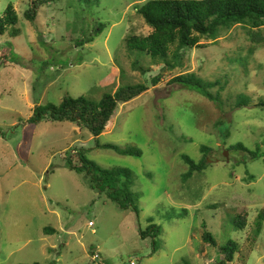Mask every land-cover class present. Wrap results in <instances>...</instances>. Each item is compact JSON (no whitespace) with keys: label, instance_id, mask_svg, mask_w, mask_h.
<instances>
[{"label":"rangeland","instance_id":"1","mask_svg":"<svg viewBox=\"0 0 264 264\" xmlns=\"http://www.w3.org/2000/svg\"><path fill=\"white\" fill-rule=\"evenodd\" d=\"M148 1L102 0L91 9L62 2L33 25L24 17L30 0H0V15L13 3L19 17L10 29L19 35L0 37V129L6 138L0 139V264H213L218 247L231 239L245 252V262L239 254L234 264H264V108H256L264 101V45L249 56L251 42L237 26L215 42L204 39L207 49L186 51L184 67L175 71L142 58L148 70L143 74L132 67L141 54L128 53L125 39L152 32L136 10ZM101 24L106 27L94 42H77L83 29L89 36ZM240 50L249 76L242 70L229 83L235 68H224L226 54ZM188 73L224 84L226 106L170 84ZM159 75L160 83L151 86ZM139 84H148L149 91L121 105L99 138L71 122L16 128L36 106H59L66 96L100 101ZM239 94L251 98L248 107L233 108ZM97 143L143 155H122ZM238 144L247 151H228ZM202 146L213 150L214 164L185 180L189 167L182 157L199 163ZM73 149L85 150L102 168L132 172L129 189L139 216L66 167ZM238 217L247 220L242 231L235 226ZM259 222L262 232L256 235ZM151 225L160 228L157 251L151 237L141 236ZM205 232L218 247L203 241Z\"/></svg>","mask_w":264,"mask_h":264},{"label":"trees","instance_id":"2","mask_svg":"<svg viewBox=\"0 0 264 264\" xmlns=\"http://www.w3.org/2000/svg\"><path fill=\"white\" fill-rule=\"evenodd\" d=\"M67 2L68 5L76 4L78 8L91 9L98 7L102 0H30L29 9L24 13L25 19L33 25L38 22L43 11L49 10L56 4ZM137 13L143 18L146 24L152 29L148 36L130 35L125 39L128 53H139V56L132 67L143 74L148 73L141 65L144 57L150 59L152 65L165 64L167 70L175 71L184 67V57L186 51L194 49H207L208 45L202 44L204 39L217 41L224 33H227L237 26L243 28L248 36L251 46H249V56L255 54L258 46L264 45V0H149L143 5L136 7ZM77 17L80 15L77 11ZM19 22V17L14 9V4L10 3L2 15H0V37L9 33L12 37L19 35L14 28ZM94 33L88 34L83 29L84 39L77 38V42L84 45L92 43L102 35L105 25ZM76 36V30L72 31ZM21 34V33H20ZM227 62L224 68L234 67L231 74L227 75L226 81H231L232 74H241L242 70L246 77L249 76L247 67L248 58L239 52L226 54ZM48 67V63H44ZM44 66V67H45ZM161 75L152 78L151 86H157L161 81ZM235 79L239 75H234ZM225 82V81H224ZM171 85H178L181 88L198 93L209 101L217 104L219 108H224L226 103L221 100V93L224 84L221 82L207 83L196 73L181 74L170 81ZM219 86L215 94L211 91ZM148 84H139L119 88L114 94H104L100 101L87 99L84 97L74 98L66 96L59 105L49 104L47 106H36L33 116L16 126L18 128L26 123L38 125L43 122H71L78 126L85 127L95 138H99L113 123L121 105L128 104L148 92ZM251 102V98L245 94H239L237 101L233 105L235 109L246 108ZM256 108H264V101H259ZM220 121L218 123L222 124ZM229 131L223 132L225 138ZM0 139H6L0 129ZM104 149H112L119 154L141 157L143 154L136 148L123 149L116 145H99ZM231 150L243 152L247 149L238 144L231 147ZM75 153H68L65 157L66 167L78 174H82L90 184V187L101 193H105L109 200L114 202L121 210L132 211L139 216V207L135 195L130 191L129 184L133 174L125 169H105L86 157L85 150L73 149ZM202 160L197 163L187 155H183L185 164L189 167L184 179H190L195 172H204L208 166L214 164L209 160V155L213 150L207 146L201 147ZM253 159L260 158V150L257 149ZM229 161V160H227ZM212 206L211 208H215ZM246 217H238L235 220L237 230L242 231L246 227ZM263 222L257 224L256 235L262 232ZM160 228L151 225L146 231H141L142 238L151 237L155 247L158 249V236ZM203 241L210 246L218 247V243L213 234L205 232ZM218 259L213 264H234L237 255H241L240 263L245 262V252L241 253V247L234 240L227 241L218 247ZM243 254V255H242ZM248 253L247 258L250 256ZM248 262V261H246ZM38 264V263H36ZM245 264V263H244Z\"/></svg>","mask_w":264,"mask_h":264}]
</instances>
